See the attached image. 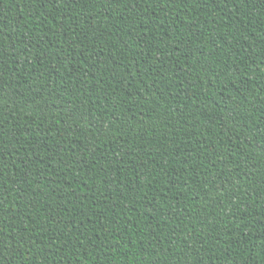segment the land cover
<instances>
[{
  "label": "trees",
  "instance_id": "1",
  "mask_svg": "<svg viewBox=\"0 0 264 264\" xmlns=\"http://www.w3.org/2000/svg\"><path fill=\"white\" fill-rule=\"evenodd\" d=\"M0 264H264V0H0Z\"/></svg>",
  "mask_w": 264,
  "mask_h": 264
}]
</instances>
